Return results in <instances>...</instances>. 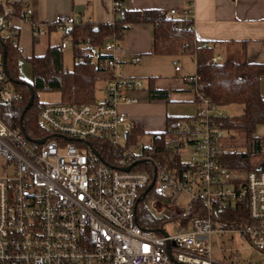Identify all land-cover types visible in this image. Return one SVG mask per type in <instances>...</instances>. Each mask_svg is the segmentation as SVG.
<instances>
[{
    "label": "built area",
    "instance_id": "2783aa9c",
    "mask_svg": "<svg viewBox=\"0 0 264 264\" xmlns=\"http://www.w3.org/2000/svg\"><path fill=\"white\" fill-rule=\"evenodd\" d=\"M179 1L183 5L169 11L172 29L182 20L194 32L195 0ZM123 2L113 1L117 14ZM29 20L26 9L5 6L1 38L20 44L15 23ZM79 24L84 23L61 14L51 26L66 33ZM70 45L73 39L68 37L58 49ZM83 46L110 73L104 97L82 105L38 102L41 133L36 137L4 119L23 95L0 55V264H264V168L259 170L264 162L237 186L223 159L237 151L225 142L227 115L205 97L198 70L187 81L201 108L161 152L142 137L131 140L134 123L122 107L138 103L134 93L145 86L126 73L127 49L116 39L103 49L90 40ZM208 47L207 42L198 45ZM223 61L222 55L213 58L214 65ZM130 62L136 65L140 58L131 57ZM181 70L178 65L176 71ZM106 143L120 157L104 153ZM154 177V206L178 218L162 232L137 222V207ZM195 202L198 214L184 226ZM235 204L247 210L241 226L224 221ZM224 234L232 235L233 242L239 236L242 249L259 259L241 258L236 249L228 258L215 260L212 238Z\"/></svg>",
    "mask_w": 264,
    "mask_h": 264
},
{
    "label": "trees",
    "instance_id": "16d2710c",
    "mask_svg": "<svg viewBox=\"0 0 264 264\" xmlns=\"http://www.w3.org/2000/svg\"><path fill=\"white\" fill-rule=\"evenodd\" d=\"M15 9H24L22 6L10 5ZM4 5L0 3V14ZM149 23L154 27L153 54L172 55L177 53H196L198 72L204 85L203 93L217 107L239 104L244 107L243 114L238 117L226 116L224 120L228 132L238 134L241 140L237 151L225 156L224 164L232 175L237 186L241 184L247 174L257 170L264 162V137L256 135L259 126L264 125V97L261 90V78L264 76V65L250 63L247 60L245 47L227 53L224 61L218 65L213 64L215 57L214 48H198L199 42L192 30H189L184 21L178 20V27L172 29V20L169 11L144 10L128 11L123 9L120 17L114 24L85 23L75 25L69 29L68 36L73 39L74 65L72 69H65L63 65V53L58 47H52L43 56H34L29 60L33 71V80L26 82L20 76L19 61L22 58L20 45L8 44L0 35V55L7 50L6 70L16 91L22 93L23 99L19 103L9 107L4 119L13 128L24 127L25 132L36 137L41 133L37 91L56 90L61 93L62 102L82 105L94 103L97 100V84L107 80L110 73L102 62L95 64L89 56V49L84 47L88 40L94 46L103 49L111 40L122 41L133 24ZM108 57V56H106ZM34 96V106L26 110V106ZM167 92L151 90L152 100L163 101L168 98ZM192 118L188 119L191 120ZM183 120H168L169 133L173 134L181 129ZM146 132L140 124L134 123L131 140L135 143ZM53 138V136H51ZM167 133L163 136H155V145L163 152L169 140ZM104 153L112 151L120 157L119 150L114 149L109 143L104 145ZM162 156V153L159 155ZM140 169H143L139 167ZM155 190L142 199L137 207V222L142 228L159 232L165 224L177 223L174 215L156 218L150 212L147 202L154 197ZM198 203L195 202L192 211L183 220L184 226L198 214ZM244 213V214H243ZM224 217L229 225L241 226L247 221V210L241 204L230 205ZM245 215L244 217H242Z\"/></svg>",
    "mask_w": 264,
    "mask_h": 264
},
{
    "label": "crops",
    "instance_id": "0c3cea01",
    "mask_svg": "<svg viewBox=\"0 0 264 264\" xmlns=\"http://www.w3.org/2000/svg\"><path fill=\"white\" fill-rule=\"evenodd\" d=\"M113 1L0 0L4 6L19 5L29 12V22L15 23L22 54L19 61L21 78L23 60L29 61L34 56H43L50 48L59 47L71 37L67 35L69 31L64 33L52 28V21L57 15H71L84 24H111L120 17L113 9ZM123 1L124 9L128 11L152 9L170 11L183 5L179 0ZM193 23L196 40L209 43V46L214 48L215 56L222 55L225 58L228 52L241 46L245 47L246 57L250 63L264 65V0H195ZM153 31L152 24H133L126 37L122 41L118 40L129 53L125 65V70L128 71L126 73L140 78L145 86L143 91L134 93L138 103L122 107L130 120L140 124L146 132L141 136L143 143H155L154 137H161L165 133L169 136L168 139H172L174 135L167 132L169 118L177 122L183 120L181 123L183 126L201 108L195 92L187 81V77L193 72L188 64L193 61L196 71L198 70L196 53L153 54ZM52 37L57 38L55 43L52 42ZM68 48L73 50V47L68 46L62 53ZM37 50L42 53L36 54ZM131 57H139L140 62L132 64ZM189 58L193 60L190 61ZM162 64L171 66L170 71L165 72ZM178 64L182 69L179 72L176 71ZM105 88L106 80L104 87L99 89L102 95L97 97V100L104 97ZM152 89L167 92L168 99L152 100ZM261 90L264 97V76L261 78ZM99 91L97 88V93ZM256 135L264 137V125L258 127Z\"/></svg>",
    "mask_w": 264,
    "mask_h": 264
},
{
    "label": "rangeland",
    "instance_id": "374dc122",
    "mask_svg": "<svg viewBox=\"0 0 264 264\" xmlns=\"http://www.w3.org/2000/svg\"><path fill=\"white\" fill-rule=\"evenodd\" d=\"M56 41H57V38L52 37V42L55 43ZM70 47H73V46L70 45ZM41 53H42V51L41 52L38 50L36 51V54H41ZM176 59H178V58H176ZM192 60L193 59H190V61H192ZM23 61H24V65L21 67L22 78L26 82H31L32 76H33L31 64L29 63L28 60H23ZM175 62L172 63L173 67L175 66ZM63 65H64L65 69H72L73 68L74 60H73L72 48H68L66 51H64V53H63ZM178 65H180V64H178ZM188 65H189V69L193 71L190 75L195 74L196 73V66H195L194 62L192 61V63L190 62ZM162 66H163L165 72L170 71V69H171V66L164 65V64H162ZM126 72H128V71H126ZM103 87H104V81H99L97 84L98 91H99V89H101ZM100 91H99V93H97L98 98L101 97V95H102ZM37 100L43 104H57V103L62 102V96H61V93L59 91L43 89V90L37 91ZM243 110H244V107L242 105H239V104H233V105L223 107V111L226 113V115H228L230 117H238V116L242 115ZM226 136H227V138L225 139V142L230 146L232 144L239 146V144L241 143V140H240L238 134L234 135V133L228 132ZM237 149H240V147H237ZM158 199L161 201V203H164V200L162 198H158ZM147 206H148L150 212L152 213V215L154 217L159 218V217L165 216L164 212H160L154 206V197L149 198V200L147 202ZM243 245H245V244L243 243V241H241L239 236H235L234 242H233V236L230 234L213 236L211 253H212V256L214 257L215 260H221L222 261L225 257L228 258L232 253H234V250L237 249L238 255L241 258L251 259L252 261H257L259 259L257 254L252 252L250 249H247V250L242 249Z\"/></svg>",
    "mask_w": 264,
    "mask_h": 264
},
{
    "label": "water",
    "instance_id": "95a60500",
    "mask_svg": "<svg viewBox=\"0 0 264 264\" xmlns=\"http://www.w3.org/2000/svg\"><path fill=\"white\" fill-rule=\"evenodd\" d=\"M6 56H7V50L5 48L4 49V53H3L4 63L6 62ZM34 103H35V98H34V96H32L31 99L29 100L27 106H26V110L25 111L31 109L34 106ZM21 129L23 131H25L24 127L22 125H21ZM41 142H44V141H41ZM263 168H264V166H261V167H259V170H262ZM130 169L131 168H127L126 170H130ZM155 182H156V178L154 177V179H153L151 185L149 186V188L143 193V196H142L141 200L150 193L151 189L154 187Z\"/></svg>",
    "mask_w": 264,
    "mask_h": 264
}]
</instances>
